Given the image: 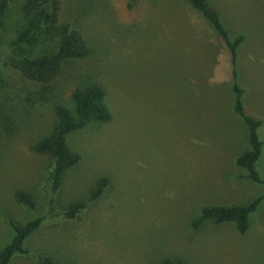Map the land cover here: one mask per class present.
I'll return each mask as SVG.
<instances>
[{"label": "rangeland", "instance_id": "374dc122", "mask_svg": "<svg viewBox=\"0 0 264 264\" xmlns=\"http://www.w3.org/2000/svg\"><path fill=\"white\" fill-rule=\"evenodd\" d=\"M22 1L11 7L7 37L20 22ZM59 1L97 59L65 67L55 96L44 103L33 94L35 84L7 64L6 43L0 45V249L14 235L11 221L22 225L46 214L40 180L51 159L31 147L51 134L53 103L71 107L80 83L73 75L84 73L107 84L114 117L68 138L83 160L67 175L60 200H85L105 175L111 187L82 220H51L26 247L72 264H264V200L245 234L212 221L191 229L204 207L264 197V186L235 165L250 145L249 129L233 110L235 71L245 112L262 123L256 169L264 180V0L211 1L230 39L246 37L234 67L210 24L184 0H138L132 8L131 0ZM18 190L33 197V209L15 199ZM12 264L39 263L17 257Z\"/></svg>", "mask_w": 264, "mask_h": 264}, {"label": "trees", "instance_id": "16d2710c", "mask_svg": "<svg viewBox=\"0 0 264 264\" xmlns=\"http://www.w3.org/2000/svg\"><path fill=\"white\" fill-rule=\"evenodd\" d=\"M137 1L131 0L129 7L132 8ZM184 1L210 24L215 35L227 48L234 67L237 51L246 40L245 35L239 34L230 39L219 11L211 3L212 0ZM13 4L14 0H0V36L1 39H7L6 42L0 41V45L6 43L5 47L9 52L7 64L25 80L35 84L38 90L33 94L39 96L41 102L49 103L53 99L51 96H55L54 84L64 76L65 67L96 61L94 49L90 40L84 36L79 23L64 14L59 0H23L20 3V22L15 24L13 36L8 32V37L5 36ZM90 72L95 73V70ZM73 77L80 83L70 94L71 107L53 103L56 123L51 134L31 147L36 154L49 156L51 159L48 175L42 177L43 181L40 180L48 197V209L46 214L36 216L22 225L12 221L9 223L14 235L0 249V264H12L17 257L34 258L39 264H72L57 260L50 252L33 253L25 244L51 220L58 224L82 220L89 208L98 203L111 187V179L105 175L89 186L85 200L71 203L60 200L67 175L77 169L83 160L80 151L71 148L68 138L89 126L110 124L114 117L108 99V86L104 80L84 73L74 74ZM233 79V110L249 129L250 145L248 151L235 159V165L246 172L245 178L264 186V180L256 169L262 156L263 144L258 136V128L262 123L245 112L242 100L245 92L235 81V71ZM3 83L4 78L0 72V87ZM2 129L3 118L0 111V133ZM15 199L24 206L34 208L33 197L22 190L15 193ZM263 200L264 197H259L245 206L204 207L192 221L191 229L197 231L206 222L212 221L216 225L233 223L239 234H245L249 228L250 216L257 211ZM165 264L182 263L167 260Z\"/></svg>", "mask_w": 264, "mask_h": 264}]
</instances>
